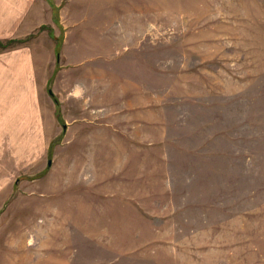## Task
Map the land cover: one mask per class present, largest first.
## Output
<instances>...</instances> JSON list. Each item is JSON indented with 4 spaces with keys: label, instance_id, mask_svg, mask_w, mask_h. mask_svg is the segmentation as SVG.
<instances>
[{
    "label": "rangeland",
    "instance_id": "1",
    "mask_svg": "<svg viewBox=\"0 0 264 264\" xmlns=\"http://www.w3.org/2000/svg\"><path fill=\"white\" fill-rule=\"evenodd\" d=\"M0 10L52 77L3 144L0 264H264V0Z\"/></svg>",
    "mask_w": 264,
    "mask_h": 264
},
{
    "label": "crops",
    "instance_id": "2",
    "mask_svg": "<svg viewBox=\"0 0 264 264\" xmlns=\"http://www.w3.org/2000/svg\"><path fill=\"white\" fill-rule=\"evenodd\" d=\"M22 12L0 10V42L24 41L29 37L26 42L0 49V157L4 143L24 142L26 133L39 132L36 121L42 118L43 112L37 105L36 95L43 80L47 86L52 78L48 74L49 65L42 64L47 62L40 57L43 51L31 46L32 28L25 31Z\"/></svg>",
    "mask_w": 264,
    "mask_h": 264
},
{
    "label": "trees",
    "instance_id": "3",
    "mask_svg": "<svg viewBox=\"0 0 264 264\" xmlns=\"http://www.w3.org/2000/svg\"><path fill=\"white\" fill-rule=\"evenodd\" d=\"M24 41H6V42H0V49H6L10 46H12L14 43H22Z\"/></svg>",
    "mask_w": 264,
    "mask_h": 264
}]
</instances>
